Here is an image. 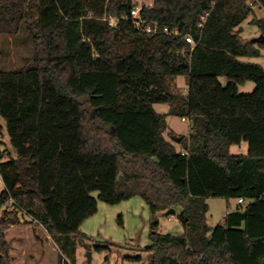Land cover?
I'll use <instances>...</instances> for the list:
<instances>
[{
  "label": "trees",
  "instance_id": "trees-1",
  "mask_svg": "<svg viewBox=\"0 0 264 264\" xmlns=\"http://www.w3.org/2000/svg\"><path fill=\"white\" fill-rule=\"evenodd\" d=\"M253 7L264 10V0H154L141 15L160 33L148 35L121 19L127 0H0V61L2 34L20 22L35 54L31 66L0 69V118L13 151L0 153L5 257L4 231L19 214L59 250L82 238L97 192L110 205L139 197L151 214L178 211L183 233L151 229L148 264H264V69L240 61L264 48L240 38ZM251 24L264 37V21ZM180 76L185 97L167 87ZM247 81L253 92L239 94ZM154 104L188 120V136L167 140ZM242 143L247 153L231 154ZM208 198L237 201L213 229ZM58 262L69 264L61 254Z\"/></svg>",
  "mask_w": 264,
  "mask_h": 264
},
{
  "label": "rangeland",
  "instance_id": "rangeland-1",
  "mask_svg": "<svg viewBox=\"0 0 264 264\" xmlns=\"http://www.w3.org/2000/svg\"><path fill=\"white\" fill-rule=\"evenodd\" d=\"M33 16H36L35 8ZM252 20L264 21V10L253 7V14L242 23L240 38L243 42H251L263 36L259 28L251 24ZM34 58V46L23 22L14 25L10 32L2 34L0 61L2 71H16L31 66ZM240 61L255 63L264 69V48L261 49L259 58ZM220 82L223 86L228 83L225 78H220ZM187 84L186 76L167 81V87L179 97L186 96ZM254 87L251 81L237 85L239 94H250ZM153 108L165 117L164 137L167 140L175 142L173 136L176 138L188 136L189 121L171 114L169 104H154ZM176 148L180 149V146L176 144ZM246 150V143H242L240 146L232 147L230 152L233 155H245ZM5 151L13 156L4 121L0 118V153ZM6 160L7 157L0 158V163ZM2 191L3 184L0 179V193ZM92 196L97 199V212L80 227L82 238L78 240L69 238L68 244L59 250L41 226L32 223L27 216L19 214L18 224L4 231V241L9 245V250L7 257L0 251L2 259L8 261V264H60L58 254H61L69 264H148L150 253L146 248L150 245L151 229L159 234L183 233L176 216L178 211L173 216H166L165 212L151 214L139 197L110 205L98 200L97 192H93ZM206 204L208 206L206 225L213 229L221 223L228 211L235 209L237 201L208 198ZM5 208L6 205L0 207V215ZM97 247L101 249L97 250Z\"/></svg>",
  "mask_w": 264,
  "mask_h": 264
},
{
  "label": "built area",
  "instance_id": "built-area-1",
  "mask_svg": "<svg viewBox=\"0 0 264 264\" xmlns=\"http://www.w3.org/2000/svg\"><path fill=\"white\" fill-rule=\"evenodd\" d=\"M153 3H154V0H130L129 15L123 16L121 19H128L129 18L131 20V22L133 23V25L138 30L143 31L144 33H146L148 35L158 34V33H160V31H159L157 25L154 23H146L145 20L143 19L142 15H141L143 9L146 6L153 5ZM107 20L109 21V24L111 26H115L118 19L114 18V17H109ZM203 21H204V18H201V23L199 24V27L202 26ZM163 32L165 34H169L167 29H164ZM170 34L176 35L177 32L173 31ZM186 42L188 44H190L191 47H193L195 45L193 39L189 36L186 37ZM182 155H183V153H182ZM238 203L241 204L242 200H238Z\"/></svg>",
  "mask_w": 264,
  "mask_h": 264
},
{
  "label": "water",
  "instance_id": "water-1",
  "mask_svg": "<svg viewBox=\"0 0 264 264\" xmlns=\"http://www.w3.org/2000/svg\"><path fill=\"white\" fill-rule=\"evenodd\" d=\"M127 4H128V6L130 5V0H127ZM252 42H257V43L264 42V37L263 36H259V38L254 39ZM174 141L177 142V143H179L180 140L179 139H176ZM175 213H176V210L174 208H170V209H168L165 212V215L166 216H173V215H175Z\"/></svg>",
  "mask_w": 264,
  "mask_h": 264
},
{
  "label": "crops",
  "instance_id": "crops-1",
  "mask_svg": "<svg viewBox=\"0 0 264 264\" xmlns=\"http://www.w3.org/2000/svg\"><path fill=\"white\" fill-rule=\"evenodd\" d=\"M149 261H150V259H149Z\"/></svg>",
  "mask_w": 264,
  "mask_h": 264
}]
</instances>
